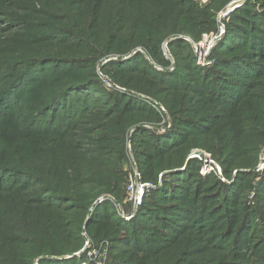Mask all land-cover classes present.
<instances>
[{
  "label": "trees",
  "instance_id": "trees-1",
  "mask_svg": "<svg viewBox=\"0 0 264 264\" xmlns=\"http://www.w3.org/2000/svg\"><path fill=\"white\" fill-rule=\"evenodd\" d=\"M214 1L207 7H199L185 0H117L113 5L108 4L109 0H101L97 8H90L89 0H85L77 3L78 8L61 5L55 9L58 12L52 10L40 14L27 13L25 6L22 7L21 16H16L17 22L8 26V32L13 33L12 52L9 57L8 53H0V60L11 58L14 64H19L7 69L8 73L17 74L10 86L7 84L6 68L0 78V86H8L6 91L0 92V202L19 200L24 206L33 208L36 205L34 211L45 209L46 218L51 219L44 220L35 241L36 250H18L14 258L0 253V264H34L36 260H40L39 264H81L86 258L57 261L49 257H65L80 250L84 244L82 232L87 231L93 239L95 236H111L119 228L126 229L129 234L143 232L149 227L140 225L143 227L136 229L134 224H145V219L150 216L159 219L161 208L176 210L173 205L150 208L148 202L153 201L145 199L138 209L137 220L124 226L126 223L118 219L115 206L109 200L110 197L114 202H121L124 174L122 168L106 160L111 156L105 154H114L115 150L126 153L127 133L138 127L147 116L157 117V127L153 130L141 129L134 133V137L139 138L140 135L142 138L137 146L155 151V154L136 150L139 170L145 180H152L154 175L167 171L175 182V186L166 184L161 192H156L159 202L172 199L184 202L187 193L193 195L187 189L193 181L191 175L195 173L199 177V171L194 170L193 163L190 170H178L183 167L191 139L213 154L226 175L239 168H253L257 163L258 146L264 142V136L258 133L264 108L256 106L251 114L241 109L247 106L246 100L256 96L253 92L257 90L254 84L247 90L242 79L253 78L251 75L260 72L264 66V39L260 36L264 34V24H260L261 18H256V13L250 18L235 13L225 24L227 33L235 32L242 40L236 45L259 49L262 53L252 51L248 57L245 55L230 61L231 64L222 61L221 66L226 71H222L221 81L213 83L216 93L210 99L214 102L201 91L196 92L197 98L189 97L185 91L187 85H182L180 89L163 90L157 78L168 69L159 70L150 63L164 57L167 65H172V59L164 56L163 46L178 49L185 44L189 47V42L183 40V34H192V40L197 42L204 30L210 31L216 25ZM14 32L21 34L18 39ZM171 38L173 42L170 43ZM219 43L223 45V40ZM35 51L37 56L32 58L31 54ZM188 54L199 68L194 51H188ZM107 57L111 60L102 67V74L109 76L108 81L115 87L112 89L114 93L99 87L102 82L96 74L97 63ZM115 57L128 59L119 62L113 59ZM252 57L255 60H250ZM47 62L78 63L85 69H65L64 72H73L78 74L77 77L69 84H61L65 88L57 92V99L46 95L47 98L39 101L38 109L34 110L37 114L33 116L31 110L23 112V105L29 96L25 87L39 79L31 77V73ZM115 70L118 72L115 73ZM41 73L46 74L43 70L39 71ZM46 77L49 78L50 74ZM92 80L94 83H90ZM39 83L28 90L33 93V88ZM14 84L15 87H12ZM12 90L18 92L14 94ZM120 90L128 92L127 96L137 93L138 97L129 99L125 106H122L124 100L116 99L112 107V99L121 94ZM73 95L79 98L72 103L67 100L59 103L62 98L69 99ZM146 100H150L153 106H149ZM38 110L43 112L38 115ZM65 123L66 128L62 126ZM13 126L15 134L5 137V131ZM260 131L263 133L264 130ZM146 138L149 141H145ZM113 147H116L114 151ZM175 150L176 153L164 159L160 156ZM194 165L199 168L197 163ZM194 181L195 192L203 187L199 184L204 180L195 178ZM170 194L172 197L167 199ZM221 196L222 203L218 201L212 209L205 211V214H210L217 210L209 226L214 228V232L205 238V245L212 239V246L219 245L227 237L226 233L229 238L237 237L240 230L239 223H232L233 200L228 199L227 192L223 190ZM102 197L106 200L98 205ZM185 207L194 212L200 211L197 203L191 202ZM187 208L184 210L187 211ZM62 211L65 213L64 221L60 219ZM98 211L104 212L103 220L106 221L94 220V212ZM165 219L170 222L169 227L174 226L171 217ZM222 223L225 226L215 233ZM95 228H98L96 232ZM173 241L162 242L169 245ZM210 252L211 249L207 251ZM221 254L224 257L223 251L215 252L217 257Z\"/></svg>",
  "mask_w": 264,
  "mask_h": 264
},
{
  "label": "rangeland",
  "instance_id": "rangeland-1",
  "mask_svg": "<svg viewBox=\"0 0 264 264\" xmlns=\"http://www.w3.org/2000/svg\"><path fill=\"white\" fill-rule=\"evenodd\" d=\"M185 1L191 4L194 3L199 7H207L213 2V0ZM262 1L264 2V0H215L214 7L216 9L215 12L217 13L215 17L216 25L210 31L204 30L201 33L200 40L197 42L192 40V34H183V40L189 42V47L185 44H182V47L178 49L163 46L164 56H166L168 60L172 59V65H167V60L164 57L151 60L150 63L159 70L161 69L165 71L166 68L168 69L163 76L157 78V80L162 83L159 87L163 90H168L169 88L175 90L180 89L182 85H187L185 91H187L186 93L189 97L197 98L198 95L196 92L201 91L205 92L207 99L214 102L210 99V97L216 93L213 83L221 81L219 78L222 76V71H226L223 69L225 67L221 66L223 63L222 61L230 63V61H234L235 59H241L242 56L246 55V57H248L252 51H255V53H262L259 49L244 48L236 45L242 43V40L235 32L230 34L227 33L225 24L230 21H228V19L235 13H239L246 18H250L253 13H256V18H261L259 20L260 24H264V4ZM82 2H85V0H0V53H8L9 57L12 52L11 36L13 33L8 32V26L17 22L16 16H21L22 7L25 6L27 13L32 12L40 14L52 10L58 12L59 10L55 9L61 7V5L64 8H78L79 6H77V3ZM116 3L117 0H109L108 2L109 5ZM100 4L101 0H89L90 8H97ZM231 8H233V11L228 16L219 18V15ZM4 21H6V23ZM237 21L239 22L240 20L238 19ZM14 33L17 39L18 35L19 37L21 35L19 32ZM204 35H209L210 37L215 36V38L209 51L206 54H201L200 59L199 44L203 40ZM260 36L264 39L263 33H261ZM6 39H8L7 43L5 42ZM221 40H223V45L225 47L219 43ZM168 42H173V38ZM188 51H194L196 63L200 66L199 68L195 66ZM36 56V51L31 54L32 58ZM173 57L175 58V63H179L177 66L174 63ZM255 57H258V55ZM255 57L250 58V60H255ZM113 59L121 62L122 60L128 59V57H115ZM110 60L111 59L108 57L100 60L96 66L98 69L96 74L101 78L102 82V85H99V87L104 89V91L106 90L108 93H114L115 91H112V89H115V87L110 81H108L109 76L107 77L104 73L102 74V67L104 65L106 66ZM14 62L15 61L11 58L0 60V78L3 76L2 73L5 68L7 71L9 66L19 65L18 63L14 64ZM180 66L181 70L179 69ZM69 67L85 69L78 63L64 64L61 62H47L41 64L40 67L35 68V72L31 73V77L39 79L25 87L29 96L25 101V105H23V112L31 110L33 111V116H36L37 112L34 110L38 109L37 103L43 100V98H47L46 95L57 99V92L62 91L65 88V86L63 87L61 84L63 82L69 84L73 81V78L78 75L73 72L69 74L64 72V70ZM24 69L27 70L26 67ZM113 69H115V67ZM41 70L45 71L46 74H39V71ZM262 70L252 74L251 76L253 78L246 77L242 79L244 84L247 85V90L252 84L257 85V90L253 92L256 96L246 100L245 105L247 106H242L241 108L248 114H251L256 106H259L258 108L260 109L264 108V66ZM47 71H49V73H47ZM116 72L118 71L115 70V73ZM47 74H50L49 78L46 77ZM16 75L17 74L15 73H8V86L11 85L12 81L16 78ZM38 82L41 83L33 88L34 92L31 93L28 89L30 86ZM106 82L111 83L112 87H108ZM90 83H94V81ZM7 87L0 86V92L6 91L5 88ZM12 87H15V84ZM8 89H11V87ZM120 91L121 94H116L115 98L112 99L110 104L112 107L116 104V99L124 100L122 106H125L131 99L138 97L137 93H134L132 97L131 95L127 96L128 92L124 90ZM11 92H13V90ZM17 92L18 90H14L13 93L16 94ZM14 98L16 99V97ZM78 98V95H73L69 99L67 97L64 99L62 98L59 103L66 102L65 100L72 103L73 100ZM93 102L97 103L95 100ZM146 102L147 104L149 103V106H153L150 100H146ZM99 105L101 106V104ZM217 105L220 106V104ZM42 112V110H38V115ZM203 113H208V111H203ZM45 117L46 116H44V118ZM260 118L262 120L259 122L258 133L264 136V131L263 133L260 131L264 130V115H261ZM156 119L157 117L155 116H147L138 127L127 133L128 142L126 153L121 154V152L115 150L114 154L113 152L105 154V156H111L106 160L110 161L115 167L122 168L121 171L124 174V182L122 184V191L120 192L121 202H114V199L110 197L109 200L115 206V212L118 219L120 218L123 223H126L124 226H129L132 221H136L139 215V208H136L133 203L129 201L126 188L129 175L137 172L141 174L142 182L150 185L142 204H144L145 199H147V201H153L152 203L148 202L150 208H154L157 205L163 207H170L173 205L172 207L176 208V210L170 211L172 208L162 210L161 208L159 219L150 216L145 219V224H139L138 222L137 224H134L136 229L142 228L143 226L149 227L143 232L129 234L126 229L119 228L116 232L114 231L111 236H95V239H93V236H90V233L87 231L82 232L84 244L80 250L72 255L60 258L49 257V259L61 261L72 258H86L81 264H259L264 262V142L258 146L257 163L253 168H239L240 170L236 169L229 175H226L222 165L214 158L213 154L204 146L195 143L193 141L194 139H191L187 145L190 150L188 151V155H186L187 157H185L183 167L178 170H181L182 172L186 171V169L190 170V165L193 163V166L195 167L194 170L197 169L199 171L198 176L200 178L194 173L191 175L193 181L189 185L186 184L190 186L187 191H191L193 195L187 193L184 197L186 199L184 202L181 200L174 201V199L171 201L159 202L156 197V192L163 189L166 184L175 186V182L172 177L169 176V172L167 171L154 175L152 180H145L143 172L139 170L140 166L137 163L138 159L135 155V151L140 150L147 152L149 149L138 147L137 143L142 137L140 135L139 138H136V135L134 137V133L141 129H155L157 127ZM60 120L61 117L57 118V124L60 123ZM65 125L66 123L62 126L66 128ZM14 128L15 126L9 127V129L5 131L4 136L8 137L14 135ZM262 140L264 141V138ZM145 141H149V139L146 138ZM115 148L116 147H113V151ZM176 151L177 150L169 153H161L162 155L160 156L164 159L163 157L170 156L176 153ZM151 154H155V151H152ZM205 154L210 155L207 161H205ZM196 163L199 165V168L194 165ZM205 165L206 167H209V172L206 170ZM146 166H148V162ZM217 168L221 169V174ZM195 178L204 181L199 184L203 185V187L194 192L193 189L196 187L193 186L196 182L194 181ZM221 189L224 192H227L228 199L233 200L231 203V207L233 208L231 211L233 218L232 223H234V225L239 223L240 230H238L237 237L233 236L229 238V234L226 233L227 237L219 245L212 246L214 239L205 245V238L214 230V228H209V226L213 223L212 218L217 210L212 211L210 214H205V211L206 209H212L217 203H219L218 201L222 203L223 196H221ZM199 195L207 196L200 198L201 196ZM170 197H172L171 194L166 196L167 199ZM209 199L210 201H208ZM100 200L104 201L106 199L104 197L100 198L98 205L103 202H100ZM191 202L193 204L197 203L198 209L200 210L199 212H194L195 210L185 207V205H188ZM20 203L19 200H5L0 202V253L8 258H14L17 253L16 251L18 250L23 252L36 250L38 246L35 245V241L41 231L44 220L51 219V217L46 218L47 213L45 212V209L34 211L36 205L31 208L28 205L24 206ZM185 208L188 210L185 211ZM60 214L61 221H64L65 213L62 211ZM103 217V211L94 212V220L96 222L106 221L103 220ZM165 217H171V221L174 224L173 227H169L170 222H166ZM243 222L245 224L244 226ZM85 225H87V222ZM137 225L139 226L137 227ZM224 226L225 223H222V226L215 233H219L221 231L220 229ZM97 230L98 228H95L94 232ZM173 239L174 241L171 244L163 245L162 241L169 242ZM43 243L44 241L41 242V244ZM210 249L211 252L207 253ZM224 249H228L226 250L227 252H225ZM220 251L224 252V257H222V254L218 257L215 255V252L218 253ZM39 261L40 260H36L34 264H39Z\"/></svg>",
  "mask_w": 264,
  "mask_h": 264
},
{
  "label": "built area",
  "instance_id": "built-area-1",
  "mask_svg": "<svg viewBox=\"0 0 264 264\" xmlns=\"http://www.w3.org/2000/svg\"><path fill=\"white\" fill-rule=\"evenodd\" d=\"M232 11H233V8L229 9L228 11L219 15V18H223V17L228 16ZM214 38H215V36L210 37L209 35H204L203 40L199 44V58L200 59H201V54H206L209 51V48H210L212 42L214 41ZM106 85L110 88L112 87L111 83H109V82H106ZM204 156H205V161H207L210 157V155H207V154H205ZM206 165H205V168L209 172L210 169H209V167H206ZM217 169H218L219 173L221 174V169L220 168H217ZM149 188H150L149 184L142 182V177H141L140 173L134 172L133 174L129 175V180L127 183L126 191L128 194L129 201L131 203H133V205L136 208H139L142 205V203L144 201V197H145L147 191L149 190ZM102 201L100 200V202H102Z\"/></svg>",
  "mask_w": 264,
  "mask_h": 264
}]
</instances>
